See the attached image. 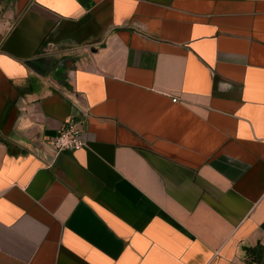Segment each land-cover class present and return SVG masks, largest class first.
Here are the masks:
<instances>
[{
  "label": "crops",
  "instance_id": "1",
  "mask_svg": "<svg viewBox=\"0 0 264 264\" xmlns=\"http://www.w3.org/2000/svg\"><path fill=\"white\" fill-rule=\"evenodd\" d=\"M1 7L0 264H264V0Z\"/></svg>",
  "mask_w": 264,
  "mask_h": 264
},
{
  "label": "built area",
  "instance_id": "2",
  "mask_svg": "<svg viewBox=\"0 0 264 264\" xmlns=\"http://www.w3.org/2000/svg\"><path fill=\"white\" fill-rule=\"evenodd\" d=\"M177 101V99H174ZM48 144L55 153L63 150H79L87 146L84 139V127L81 120L70 118L68 119L60 131L52 136Z\"/></svg>",
  "mask_w": 264,
  "mask_h": 264
},
{
  "label": "trees",
  "instance_id": "3",
  "mask_svg": "<svg viewBox=\"0 0 264 264\" xmlns=\"http://www.w3.org/2000/svg\"><path fill=\"white\" fill-rule=\"evenodd\" d=\"M248 256H252L254 257L256 260H259L260 258V253H262V246L259 245V246H256V247H246L245 248Z\"/></svg>",
  "mask_w": 264,
  "mask_h": 264
},
{
  "label": "rangeland",
  "instance_id": "4",
  "mask_svg": "<svg viewBox=\"0 0 264 264\" xmlns=\"http://www.w3.org/2000/svg\"><path fill=\"white\" fill-rule=\"evenodd\" d=\"M3 1H4V0H0V13H1V11H2V7H1V5H2Z\"/></svg>",
  "mask_w": 264,
  "mask_h": 264
}]
</instances>
